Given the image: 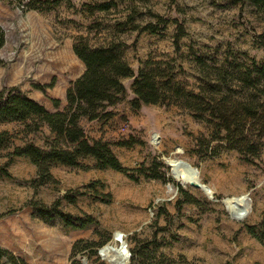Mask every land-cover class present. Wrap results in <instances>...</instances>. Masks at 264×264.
I'll list each match as a JSON object with an SVG mask.
<instances>
[{
  "label": "rangeland",
  "instance_id": "obj_1",
  "mask_svg": "<svg viewBox=\"0 0 264 264\" xmlns=\"http://www.w3.org/2000/svg\"><path fill=\"white\" fill-rule=\"evenodd\" d=\"M147 24L157 26L155 34L142 31ZM177 27L183 30L178 52ZM0 28L5 34L0 89L16 88L52 113L65 107L67 89L84 72L72 51L79 37L91 47L121 44L134 73L149 58L172 60L178 80L187 86L197 78V56L229 61L233 56L264 65V10L248 0H0ZM131 83L122 81L126 98L106 109L108 117L81 118L79 125L89 141L107 143L123 167L144 166L147 176L161 179L135 182L85 160L87 169L52 165L51 179L39 185L35 166L16 150L27 144L46 148L52 135L45 127L30 133L21 124H0V134H7L0 142V249L27 264H70L74 243L91 242L96 256L86 249L75 259L108 264L98 250L118 248L114 236L119 234L127 264L131 252L138 264H264V246L247 232L264 212V140L251 163L235 152L196 154V140L210 136L209 126L177 106L133 110ZM166 160L196 170L199 184L212 196L178 182ZM176 185L197 204L183 203ZM244 196L247 215L238 221L222 202ZM58 201L64 213L94 223L67 228L57 218L40 219L29 205L50 207Z\"/></svg>",
  "mask_w": 264,
  "mask_h": 264
},
{
  "label": "trees",
  "instance_id": "obj_2",
  "mask_svg": "<svg viewBox=\"0 0 264 264\" xmlns=\"http://www.w3.org/2000/svg\"><path fill=\"white\" fill-rule=\"evenodd\" d=\"M57 2L68 0H56ZM264 10V0H248ZM101 11L104 10V6ZM156 25L147 24L142 28L155 34ZM183 35L177 27L174 41L175 51H179L178 40ZM5 44V34L0 28V49ZM121 44L109 42L104 46L91 47L82 37L72 46L76 58L84 66L83 74L71 84L65 94L66 105L62 110L49 112L40 103L19 92L16 88L0 89V124L16 123L23 125L30 133L46 128L52 139L46 148L27 144L16 150L18 157H24L35 166L39 185L51 179L52 165L87 169L85 160L94 162L100 170L109 169L125 175L137 182L140 177L159 180V176H147L144 166L130 170L122 166L112 153L109 145L101 141H89L79 120L88 121L108 117V107L126 98L122 81L132 79L133 110L141 106H177L192 113L194 119L206 123L210 136H200L196 140L194 153L205 157H217L223 152H235L243 162L257 158L264 140V65L254 59L239 60L237 57L214 60L205 54L193 60L197 78L191 86L183 85L174 73L172 60L149 58L140 62L136 73L125 62ZM217 53V52H216ZM217 57V54H215ZM181 69V66H179ZM56 109L58 101L54 102ZM7 134H0V142ZM211 143L215 146L209 148ZM147 171V170H146ZM170 179V178H169ZM171 180V179H170ZM183 203L197 204L179 185ZM91 189L95 185L88 186ZM69 203L75 198L65 196ZM37 217L44 221L59 219L71 229H84L94 223L93 219L73 217L60 209V202L45 207L30 203ZM247 232L264 246V212L257 226L247 227ZM95 244L78 241L70 253V264H81L75 257L86 249L96 256ZM130 264H138L132 257ZM5 264H27L10 252L0 249V261Z\"/></svg>",
  "mask_w": 264,
  "mask_h": 264
},
{
  "label": "water",
  "instance_id": "obj_3",
  "mask_svg": "<svg viewBox=\"0 0 264 264\" xmlns=\"http://www.w3.org/2000/svg\"><path fill=\"white\" fill-rule=\"evenodd\" d=\"M165 163H166L167 167L169 168L170 174H171V176L173 178H176L177 176H180L179 175L180 167L186 166L183 162L177 161V160H166ZM188 169H189V171H190V173L192 174V177H193L189 181L188 185L191 188H194V189L202 191L206 196L211 197L212 196L211 191L206 186H203V185L199 184V182L197 180V171L192 169L190 166H188ZM240 201L241 202L242 201H246V197L244 196V197H241L240 199L239 198L227 199V200H224L222 202L223 205L225 206V209L228 211L229 215L233 219L238 220V221L242 220L247 214V212H238L237 208L240 207L239 206ZM233 208H234V210H232ZM114 241L119 244L118 249H120L122 247H124L126 249L124 242H122V236H120L119 238L114 236ZM107 248H110L111 250H113L112 247L109 246V245L104 246L103 248L98 250L97 254H98V256L101 259H103V252ZM128 257H129V254L127 253V259H128Z\"/></svg>",
  "mask_w": 264,
  "mask_h": 264
},
{
  "label": "bare ground",
  "instance_id": "obj_4",
  "mask_svg": "<svg viewBox=\"0 0 264 264\" xmlns=\"http://www.w3.org/2000/svg\"><path fill=\"white\" fill-rule=\"evenodd\" d=\"M184 163V162H183ZM186 166H182L179 169V175L175 179L183 185H188L189 181L193 178L192 174L188 169V164L184 163ZM188 165V166H187ZM245 201H240L239 208H237L238 212H247V206H244ZM234 210V208L232 209ZM247 215V214H246ZM115 237H120L119 234H115ZM123 242V241H122ZM113 250L107 248L103 252V260H105L108 264H127V251L124 247L118 249L117 247L111 246Z\"/></svg>",
  "mask_w": 264,
  "mask_h": 264
},
{
  "label": "crops",
  "instance_id": "obj_5",
  "mask_svg": "<svg viewBox=\"0 0 264 264\" xmlns=\"http://www.w3.org/2000/svg\"><path fill=\"white\" fill-rule=\"evenodd\" d=\"M84 67V66H83Z\"/></svg>",
  "mask_w": 264,
  "mask_h": 264
}]
</instances>
